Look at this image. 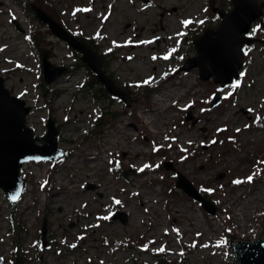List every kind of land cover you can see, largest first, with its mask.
Instances as JSON below:
<instances>
[{"label":"rangeland","instance_id":"obj_1","mask_svg":"<svg viewBox=\"0 0 264 264\" xmlns=\"http://www.w3.org/2000/svg\"><path fill=\"white\" fill-rule=\"evenodd\" d=\"M48 1L54 16L46 12L89 41L130 100L105 92L26 0H0V75L31 106L35 134L54 120L64 151L21 167L19 200L0 188V264H239L230 242L264 238V29L253 23L256 41L243 47L239 77L212 106L219 84L200 79L197 66L181 70L196 55L194 38L218 26L209 0ZM215 4L225 10L230 0ZM43 49L67 67L50 84ZM158 84L183 93L163 106ZM120 127L127 143L110 140ZM177 172L207 195L213 214L176 186Z\"/></svg>","mask_w":264,"mask_h":264},{"label":"water","instance_id":"obj_2","mask_svg":"<svg viewBox=\"0 0 264 264\" xmlns=\"http://www.w3.org/2000/svg\"><path fill=\"white\" fill-rule=\"evenodd\" d=\"M231 9L226 12L218 8L215 0H209V6L219 16L218 26L206 28L198 37L194 38L193 46L196 55L185 60L181 69L188 70L197 66L202 80L213 78L219 84L211 98V105L221 100L219 92L225 84L231 83L239 77L243 65L244 45H251L256 38L250 34L253 22L258 21L264 28L262 20L264 2L257 0H230ZM30 8L37 19L46 24L57 38L66 42L74 51L80 53L81 61L95 74L104 90L119 97L129 105L128 91L115 85L103 70L100 57L88 45L77 39L64 26L52 18L40 6L30 3ZM42 79L50 84L67 70L65 66L54 65L49 60V50L41 51ZM31 106L9 91L5 86V79L0 75V188L7 198L17 201L24 193L25 178L20 175L21 167L29 161L55 160L63 155V149L58 147V130L51 117L46 119V131L42 135L35 134L27 124L26 116ZM39 142V143H37ZM170 163L165 167L171 168ZM175 184L187 195L206 209L210 214L215 208L198 192L193 184L181 173L177 172ZM113 219L126 221L122 211H116ZM46 222L43 221L40 238L45 245ZM232 258L239 264H264V238L230 242ZM16 264L17 261H16Z\"/></svg>","mask_w":264,"mask_h":264},{"label":"bare ground","instance_id":"obj_3","mask_svg":"<svg viewBox=\"0 0 264 264\" xmlns=\"http://www.w3.org/2000/svg\"><path fill=\"white\" fill-rule=\"evenodd\" d=\"M164 40H166V38H164ZM181 70H183V69H181ZM169 86H171V89H172V86H174L173 84H170ZM170 88V87H169ZM169 88H167V89H165V88H162L161 87V84H158L157 86H154L153 87V90L154 91H157L158 92V94L155 96V101L156 102H158V103H161L160 102V100H159V98L163 101L162 102V104H163V106H165V102H168V101H173V100H175V99H178V97H180L181 95H182V93H183V91L182 90H179V89H181V87L180 88H177V89H175V90H178V91H182L181 92V94H179V92L177 91V92H175L174 94H173V96H175V95H177V93H178V95L176 96V97H173L172 95H171V93H173V92H170V91H172V90H169ZM151 89V88H150ZM170 97L172 98V99H170ZM170 99V100H169ZM150 111V110H149ZM152 112H154V110L152 109L151 110V112L150 113H152ZM144 118H146L147 120L148 119H151V121H152V116H149V112H147L146 113V115H144ZM119 130L117 131V133L115 134H113V135H111L110 136V140H113L116 144H120V143H122L123 141L124 142H126L127 143V140L129 139V134H128V132H125L124 130H123V128H118ZM122 141V142H121ZM125 143V145H123V146H125V147H127V144ZM131 144V143H130ZM264 190H262V191H259L260 193H258V194H262V192H263ZM151 195V194H150ZM145 203L146 204H150V200L148 199L147 201H145ZM242 209L243 210H246V207L244 206V207H242ZM136 215V214H135Z\"/></svg>","mask_w":264,"mask_h":264},{"label":"trees","instance_id":"obj_4","mask_svg":"<svg viewBox=\"0 0 264 264\" xmlns=\"http://www.w3.org/2000/svg\"><path fill=\"white\" fill-rule=\"evenodd\" d=\"M26 3H27V5H28V7H29V1L27 2V0H26ZM34 3L36 4V5H38V6H40L43 10H45V11H47L49 14H54L53 13V11H52V6L50 5V3H49V1L48 0H34ZM30 8V7H29ZM231 9V4H229L228 5V7L225 9V11H229ZM52 16H54V15H52ZM77 39H79L80 41H82L84 44H86V45H88L90 48H92L93 49V46L89 43V41L88 40H84V38L82 37V36H80V35H74ZM95 51V50H94ZM96 52V51H95ZM101 58V57H100ZM101 61H102V59H101ZM84 64V63H83ZM85 65V64H84ZM86 66V65H85ZM104 71H105V69H104ZM107 76H109L108 74H107ZM110 77V76H109ZM111 78V77H110ZM113 80V79H112ZM102 89V88H101ZM102 91L104 92V90L102 89ZM105 93V92H104ZM106 94V93H105ZM102 124H103V122L102 121H99L98 122V125L99 126H102ZM203 196L205 197V196H207V195H205L204 193H203ZM206 198V197H205ZM206 200L208 201V199L206 198ZM15 223V225H16V227L18 228V231H22V225L19 223V222H14ZM15 255H17V253L15 254Z\"/></svg>","mask_w":264,"mask_h":264},{"label":"snow or ice","instance_id":"obj_5","mask_svg":"<svg viewBox=\"0 0 264 264\" xmlns=\"http://www.w3.org/2000/svg\"><path fill=\"white\" fill-rule=\"evenodd\" d=\"M235 86H238V85H235ZM249 180H251V177L248 178ZM118 203V202H117Z\"/></svg>","mask_w":264,"mask_h":264}]
</instances>
